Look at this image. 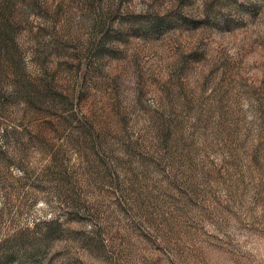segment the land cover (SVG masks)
Instances as JSON below:
<instances>
[{
  "label": "rangeland",
  "instance_id": "obj_1",
  "mask_svg": "<svg viewBox=\"0 0 264 264\" xmlns=\"http://www.w3.org/2000/svg\"><path fill=\"white\" fill-rule=\"evenodd\" d=\"M0 264H264V0H0Z\"/></svg>",
  "mask_w": 264,
  "mask_h": 264
}]
</instances>
